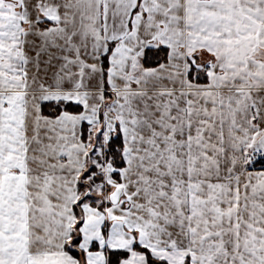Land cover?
Masks as SVG:
<instances>
[{
  "label": "snow or ice",
  "instance_id": "snow-or-ice-1",
  "mask_svg": "<svg viewBox=\"0 0 264 264\" xmlns=\"http://www.w3.org/2000/svg\"><path fill=\"white\" fill-rule=\"evenodd\" d=\"M0 264H264V0H0Z\"/></svg>",
  "mask_w": 264,
  "mask_h": 264
}]
</instances>
